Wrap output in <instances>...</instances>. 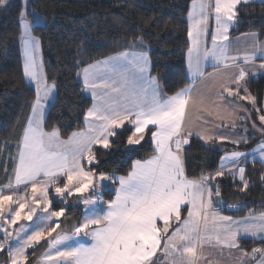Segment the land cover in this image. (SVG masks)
<instances>
[{
	"label": "snow or ice",
	"instance_id": "1",
	"mask_svg": "<svg viewBox=\"0 0 264 264\" xmlns=\"http://www.w3.org/2000/svg\"><path fill=\"white\" fill-rule=\"evenodd\" d=\"M21 3L23 76L34 87L35 98L16 153L8 156L12 171L9 174L5 165L8 179L0 185V253L7 257L5 264H33L29 250L34 255L38 247L45 251L35 264H213L206 256L208 248L221 257L226 249L230 256L238 252L234 264H264V247L248 252L241 246L248 238L264 243V211L249 210L241 219L222 215L213 205L214 198L223 203L220 183H212L227 176L246 192L247 164L264 168V139L250 152L226 151L214 172H201L198 178H189L185 166V146H191L194 136L205 145L219 140L239 146L249 139L198 130L193 118L200 120L201 111H207L206 92L216 89V100L222 102L215 104L217 114L226 113L219 118L233 129L237 120L229 118L248 110L226 101L225 94L264 112L247 86L250 77L264 74V42L256 32L245 33V50L233 54L229 38L230 30L242 23L241 10L252 0H191V82L172 95L164 93L160 75H153L142 35L135 37L131 50L80 69V92L91 97V105L83 128L66 139L57 127L45 129L57 84L49 83L44 72L41 40L34 31L46 28L49 18L29 0ZM11 6L10 0H0V11ZM212 20L215 27L210 29ZM206 67L213 71L205 75ZM259 120L262 127H252L264 137V114ZM146 136L152 155L132 160L126 175L103 167L104 157L135 155ZM4 147H9L7 142ZM260 180L264 182V173ZM107 192L114 197L105 200ZM72 220L76 222L69 225ZM69 226L70 231L63 230Z\"/></svg>",
	"mask_w": 264,
	"mask_h": 264
},
{
	"label": "trees",
	"instance_id": "2",
	"mask_svg": "<svg viewBox=\"0 0 264 264\" xmlns=\"http://www.w3.org/2000/svg\"><path fill=\"white\" fill-rule=\"evenodd\" d=\"M190 0H29L30 6L47 15L49 24L43 30L34 31L41 40L45 74L49 81L55 80L57 94L54 106L47 115L45 128L60 129L63 138L74 130L83 127V116L91 105V98L80 92L82 87L77 72L84 66L112 53L131 47L135 37L142 35L149 47L153 75L159 74L166 95H172L189 84L186 68L188 50L187 14ZM11 7L0 11V185H3L12 163L8 160L31 112V102L35 98L34 88L28 86L23 76L20 28L18 13L22 7L20 0H12ZM242 23L231 30V35L256 32L264 36V4L252 2L241 10ZM79 61V63H77ZM248 88L257 97V108L262 107L264 96V76L250 77ZM243 95V93H241ZM247 104L251 118L245 117L237 122L233 130L240 136H248L246 144L234 146L229 142L215 141L205 145L192 137L191 146H186V174L198 178L201 172H214L220 157L227 151H247L264 139L253 129L262 127L259 115L253 105ZM247 129V132L245 131ZM7 142L9 147L5 148ZM152 155V144L146 141L130 158L119 154L104 157L103 167L117 175H126L134 159H146ZM264 168L259 163L246 166L249 189L240 192L230 177L218 178L212 183H220L223 201L221 209L228 205H238L232 214L244 215L264 211V182L260 174ZM113 192L105 193V200L112 199ZM216 204L217 201L214 198ZM79 215V213H76ZM63 219V218H62ZM82 219V216L80 217ZM72 220L69 223H75ZM63 227V225H62ZM70 230L68 228H64ZM241 246L252 249L264 247L258 240L242 239ZM45 247H38L35 254L29 250L34 262L44 253ZM6 255L0 253V263L5 264Z\"/></svg>",
	"mask_w": 264,
	"mask_h": 264
},
{
	"label": "crops",
	"instance_id": "3",
	"mask_svg": "<svg viewBox=\"0 0 264 264\" xmlns=\"http://www.w3.org/2000/svg\"><path fill=\"white\" fill-rule=\"evenodd\" d=\"M254 1H257V2H261V0H252V2H254ZM190 4H191V0H190V2H189V6H190ZM189 11V10H188ZM215 27V22H214V20H212V21H210V29H212V28H214ZM232 30V29H231ZM231 30H230V40H231V42H232V45H231V47H232V50H233V54H235V52H236V50H239L240 51V53L242 54L243 53V51L245 50V48H246V42H245V38H244V36H243V34H245V33H243V34H240V35H236V36H232L231 35ZM249 33H252V32H249ZM259 39H260V41L261 42H264V36H260L259 35ZM189 41V40H188ZM146 46H148L147 44H146ZM208 46L210 47L211 46V37L209 36V38H208ZM132 47H133V45L131 46V47H129V48H127V49H124V50H121V51H119V52H122V51H125V50H131L132 49ZM188 47H189V45H188ZM119 52H116V53H119ZM116 53H112V54H110V55H108V56H106V57H103V58H100V59H98V60H102V59H105V58H107V57H109V56H112V55H114V54H116ZM148 54H149V47H148ZM95 61H97V60H95ZM95 61H93V62H91L90 64H92V63H94ZM260 63V61L259 60H257L256 61V64L258 65ZM87 66V65H86ZM85 67V66H84ZM186 68H187V75H188V79H189V83L191 82L190 81V78H189V73H188V67H187V52H186ZM82 69V68H81ZM80 71V70H79ZM213 71V69L211 68V67H206V69H205V75H207L208 73H210V72H212ZM260 75H263L264 76V74H258L257 76H260ZM257 76H255V77H257ZM78 79H79V81L81 82V79H80V77H78ZM82 84V83H81ZM209 87H211V82H209ZM164 91V90H163ZM165 93V92H164ZM206 95H207V100L209 101V102H206V104H205V108L207 109V111L205 112V118H202V116H201V119L200 120H196L195 119V116H194V124H195V126L198 128V130H200V131H207L209 134H213V135H220V134H222V135H227V136H229L231 139H234V138H237V137H239L240 135L239 134H237L234 130H233V128L230 126V124L227 122V121H224V122H222L221 121V119L219 118V116L220 115H226V113H224L223 111H221L220 113H219V115L217 114V109H216V107H215V104L216 103H222V102H220V101H217L216 100V89L215 88H212V90H211V92H206ZM86 96H89V95H86ZM90 97V96H89ZM91 98V97H90ZM225 100L226 101H231L232 102V104H234V105H238V106H240V107H243V108H248V106H247V104L245 103V102H243V101H241V100H239V98L237 97V98H231V97H227V95L225 94ZM246 102H248V101H246ZM249 103V102H248ZM250 105H252L251 103H250ZM211 108H213L212 110H211ZM262 109H264V96H263V99H262V107H261ZM202 112H204V111H201V113ZM212 113L211 115H209L208 113ZM244 113L245 112H243V111H240V112H238L237 113V116L236 117H230L229 119H236L237 120V122L240 120L239 119V117H243L244 116ZM264 113V112H263ZM84 126V125H83ZM83 128V127H82ZM81 129V128H80ZM80 129H77V130H80ZM77 130H75V131H77ZM195 137V136H194ZM66 139V138H65ZM216 141H219V140H216ZM260 142V141H259ZM258 142V143H259ZM257 145V144H256ZM256 145L253 147V148H255L256 147ZM186 147V146H185ZM253 148H251L250 150H247V151H242V150H239V151H242V152H250ZM225 154V153H224ZM223 154V155H224ZM222 155V156H223ZM219 165H220V160H219V164H218V167H219ZM190 178V177H189ZM113 197H114V193H113ZM112 197V198H113ZM213 205H214V207H217L220 211H221V214L222 215H226V216H231V217H233L234 219H241V218H243V217H245L247 214H244V215H237V214H232V212L231 211H236V210H238V208H239V206L238 205H234V206H236V207H232V208H229V205L228 206H226V209L228 210V211H230V213H227V212H224L222 209H221V205H218V204H216V202H215V200L213 199ZM259 212H257L256 214H258ZM182 215H186V212L185 211H182ZM248 239H250V238H248ZM256 247H261V246H255V247H253V248H256ZM245 249V248H244ZM246 251H248V252H251V250L252 249H250V250H248V249H245ZM42 256V255H41ZM40 256V257H41ZM206 256H207V259L208 260H211V261H213L215 258H221V259H223V260H227V261H230L231 263H233V262H235V260H236V258L239 256V253L238 252H235V251H233L232 252V254H231V256L229 255V252H228V250L226 249L225 251H224V255H223V257H221L220 256V254H219V252H218V250H216V249H211V248H208V249H206ZM39 259V258H38ZM37 259V260H38ZM36 262V261H35ZM35 262H34V264H35ZM1 264V263H0ZM252 264H255V262L253 261L252 262Z\"/></svg>",
	"mask_w": 264,
	"mask_h": 264
},
{
	"label": "rangeland",
	"instance_id": "4",
	"mask_svg": "<svg viewBox=\"0 0 264 264\" xmlns=\"http://www.w3.org/2000/svg\"><path fill=\"white\" fill-rule=\"evenodd\" d=\"M12 0H10V2H11ZM21 1V0H20ZM22 4V3H21ZM29 5H30V3H29ZM29 19H31V17H29ZM22 53V52H21ZM40 57H41V60H42V63H43V57H42V52L40 51ZM22 64H23V56H22ZM43 69H44V63H43ZM44 72H45V69H44ZM26 82L28 83V81L26 80ZM49 83H51V81H49ZM34 88V87H33ZM55 98H56V96L54 97V99L52 100V101H50V103H53L54 102V100H55ZM207 102H209L208 100H207ZM213 108H211V110H212ZM205 112L206 111H204V112H202L201 113V116H202V118H205ZM31 113V112H30ZM249 113V112H248ZM248 113L246 114V118L247 117H249V118H251V114H250V116L248 115ZM46 129V128H45ZM47 130V129H46ZM47 131H50V130H47ZM75 131V130H74ZM62 137V136H61ZM63 138V137H62ZM67 138V137H66ZM63 139H65V138H63ZM17 144V143H16ZM15 144V145H16ZM16 153V147L14 148V151H13V153H12V155H14ZM12 167H13V165H12ZM11 171H12V169L8 172L9 174L11 173ZM7 179H8V177H7ZM5 183H7V180H6V182ZM4 183V184H5ZM62 219V218H61ZM64 231H70V230H68V229H63ZM31 250V249H30ZM45 251V250H44ZM217 261H219V264H234V262L233 263H231L230 261H227V260H223V259H221V258H215L212 262H213V264H216V262Z\"/></svg>",
	"mask_w": 264,
	"mask_h": 264
}]
</instances>
